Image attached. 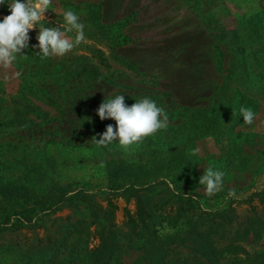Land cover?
Masks as SVG:
<instances>
[{
  "label": "rangeland",
  "instance_id": "obj_1",
  "mask_svg": "<svg viewBox=\"0 0 264 264\" xmlns=\"http://www.w3.org/2000/svg\"><path fill=\"white\" fill-rule=\"evenodd\" d=\"M69 9L84 24V41L63 57L42 59L39 48H33L38 44L37 26L29 30L24 54H18L10 66H0V162H15L17 146L18 151L21 145L39 151L63 146L71 151L73 141L78 145L73 148V158L67 154L58 158L60 170L53 179L62 187H86L111 211L113 224L123 232V251L116 264H149L148 245L143 243L155 237L166 238L167 246L171 243L164 264H209L193 252L189 242L172 239L190 212L186 213L189 206L162 193L165 185L137 198L101 191L108 181L104 168L108 161L148 162L154 156L151 149L170 150L174 163L167 181L172 188L200 195L206 209L230 206L237 211L238 222L220 228L214 237L216 246L225 248L220 260L239 258L244 264H264V227L256 224L254 232H247L250 222L264 220V89H257L264 86V58L256 55L264 32L252 35V29L264 28V0H52L44 14L47 22L40 23L45 27L63 25L61 31L74 40L76 31H67L63 18ZM5 16L0 5V21ZM105 37L110 38L103 40ZM111 39L116 41L113 50L107 45ZM126 39L130 40L127 44ZM89 48L103 51L109 65L99 66L104 78L98 82L72 72L83 57L98 66ZM247 55L246 73L252 75L250 82L256 88L251 86L254 89L246 94L245 107L255 112L254 121L244 124L243 117L233 116L235 108L223 104L216 123L207 115L217 113L209 110H216L217 90L225 83H230L225 87L228 94L245 88L247 81L235 82L229 72L236 71ZM116 95H124L128 106L144 97L152 99L167 113L168 127L127 148L118 141L97 144L92 138L99 140L108 124L115 130L116 122L102 121L96 110L106 97ZM195 107L206 110L194 114L191 109ZM19 117H28L34 124L13 125ZM212 125L217 129L209 130ZM197 148L199 153L192 155ZM19 166H5L7 173L0 166V176L15 179L26 167ZM209 166L225 172L223 189L212 196L199 184ZM230 190L235 197L228 196ZM143 209L148 211L145 215L151 214L147 224L137 216ZM130 219L135 220V227ZM77 221V225H69ZM69 226L74 231L66 253L55 264H85L86 249H99L101 237L84 207L65 208L37 228L3 235L0 264H20L15 253L8 252L15 243L27 246L35 238L49 235L54 245ZM48 241L36 248L45 247Z\"/></svg>",
  "mask_w": 264,
  "mask_h": 264
},
{
  "label": "trees",
  "instance_id": "obj_2",
  "mask_svg": "<svg viewBox=\"0 0 264 264\" xmlns=\"http://www.w3.org/2000/svg\"><path fill=\"white\" fill-rule=\"evenodd\" d=\"M2 7L3 12L9 15L7 0H5V4H2ZM99 27L101 30L103 28H109L107 26ZM263 32L264 28L252 29V35H262ZM109 38L105 37L103 40H108ZM97 41L102 40L97 39ZM129 41L126 39L125 44ZM115 42L114 39H111L109 42L111 44H107L109 45L108 47L113 50ZM89 49L93 54V58L98 59V66L91 62V59L88 60L87 57H83L81 63L72 72L79 77H85L94 82H98L104 78V74L99 66L107 68L109 65L103 51L94 48ZM257 50L256 55L264 58V41L257 45ZM245 52L249 53L246 50ZM247 57L248 55L241 59V61L239 60L240 66L236 71L229 72V75L233 76L232 79L235 82L247 81L244 84L245 88L228 94L226 88L230 83H225L223 89L217 90L218 92L214 101L216 110L209 108V110L217 111L216 115L212 113L211 115H207V118L213 116L217 123L219 121L218 113L224 105L235 108V111L237 110V114H233L235 118L239 119L242 117L239 113V108L241 106L245 107V102H247L246 94L249 95L248 92L256 88L250 82L252 75L250 74L248 77L246 73L247 68L245 62L247 61ZM238 70L239 72H237ZM236 76H240V78H235ZM228 79L231 80L229 76ZM257 89H264V86L262 88L258 87ZM225 99L230 100V102H224L223 100ZM191 110L194 114H199L206 109L195 107ZM16 123L13 125L24 127L26 124H34V121L28 117H19ZM203 127L205 126L202 125ZM208 129L216 130L217 126L212 125ZM72 142L69 144L71 151H67L63 146L56 147L54 150L39 151V148H32L26 145H21V151H18L19 146H17L14 147L17 152L15 162L9 161V159H6V162L5 160H1L0 166H4L3 168L6 169V173L7 167L5 166L8 165L20 167L19 165L23 163L26 167L23 173L16 176L15 179H10L9 176H0V239L3 235L11 232L37 228L41 226L44 219L65 208L84 207L90 215L92 223L97 227V231L101 237V246L99 249L93 252H89L86 249L87 258L85 264H116L123 251V232L118 230L113 224L111 211L102 207L96 201V195L88 192L86 187H62L58 181L55 182L53 179V174L58 173L60 170L57 167L60 165L58 164V158L66 154L67 158L70 156L73 158V148H76L78 145H74ZM149 152L154 153V156L148 162L120 159L105 163L104 168L107 170L108 181L104 186L105 188L101 191L110 195L137 198L151 192L158 185H165L166 189L162 193L164 195L170 194L171 198L177 202L189 206L186 213L190 212L184 216L185 222L182 224L183 228L172 239L174 241L181 240L184 243L189 242L192 245L193 252L198 254V257L201 259H205L209 264H244L242 262L243 260L239 258H225V261L222 262L220 260L222 258L220 254L225 248L219 249L214 240L220 228L238 222L236 209H231L230 206L224 210L206 209L204 203L201 202L202 198L200 195L192 192L187 193L179 188H172L171 184L167 181L169 180L171 170H173L174 163L170 159L171 151L151 149ZM43 165H46V167ZM33 166H37V168H32ZM185 195H187V198H185ZM143 210H139L137 216L147 224L151 218V214L145 215V212L147 213L148 211L146 209ZM78 223L77 221L69 225L72 227V225H77ZM130 224L132 227H135V220L130 219ZM256 224L264 227V220L250 222L247 232H254L258 227ZM70 226L66 228L63 236L55 240L56 244L54 245H51V237L47 235L44 239L35 238L27 246L15 243L14 248L8 252L15 253L14 258L20 264H55L66 253L67 242L70 240L74 231ZM129 230L130 234H134L133 229ZM46 240L49 241L45 247L36 248L37 244H42ZM145 244L148 245L145 255L148 257L149 264H164L165 255L171 243L167 246L166 238L160 239L155 237L150 242H148V239H145L143 245ZM165 244L167 248L164 246ZM250 264L254 263L252 262Z\"/></svg>",
  "mask_w": 264,
  "mask_h": 264
},
{
  "label": "clouds",
  "instance_id": "obj_3",
  "mask_svg": "<svg viewBox=\"0 0 264 264\" xmlns=\"http://www.w3.org/2000/svg\"><path fill=\"white\" fill-rule=\"evenodd\" d=\"M51 3L52 0H23V2L11 0L8 3L10 14L0 21V66L8 67L17 59L18 54H24V50L29 47V30L37 26L39 27L36 37L38 44L33 45V48H39L38 54H41L42 59L49 56L63 57L84 41V24L71 9L63 13V18L69 26L67 31H76L74 40L61 31L63 25L58 28L45 27L40 23L42 20L46 21L44 14ZM2 4H5V0H0V5ZM96 111L102 121L112 119L116 122L115 130L112 124H108L105 132L100 134L99 140L92 138L100 145L118 141L121 146L127 148L160 129H166L169 124L165 110L147 97L135 101L131 106L126 105L124 95L106 97ZM239 113L243 117L244 124L253 123L256 114L251 108L241 106ZM198 153V148L191 152L192 155ZM224 176V171L209 166L200 176L199 184L204 186L208 196H212L223 189ZM228 196L235 197V191L230 190Z\"/></svg>",
  "mask_w": 264,
  "mask_h": 264
}]
</instances>
